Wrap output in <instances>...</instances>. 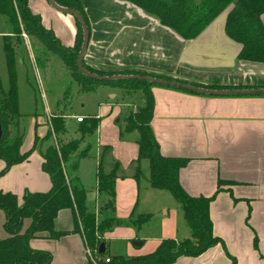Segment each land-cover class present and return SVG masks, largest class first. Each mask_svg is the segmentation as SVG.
Wrapping results in <instances>:
<instances>
[{"label": "crops", "instance_id": "obj_1", "mask_svg": "<svg viewBox=\"0 0 264 264\" xmlns=\"http://www.w3.org/2000/svg\"><path fill=\"white\" fill-rule=\"evenodd\" d=\"M80 3L88 23L83 63L91 68L141 69L194 84L222 87L214 90L264 89V62L238 58L241 45L225 33L227 11L219 14L197 37L186 40L126 1L80 0ZM28 6L63 46H74L76 18L57 11L48 0H28ZM0 17V48L6 70L5 43L13 53L25 48L32 59L35 53L42 52L44 46L38 40L24 32L15 35L7 18ZM261 20L264 25V12ZM7 78L4 86L5 79L0 76L4 91L9 85L8 71ZM129 92L140 97L136 110L143 105L144 94ZM150 93L153 100L150 127L160 152L188 159L178 172L179 184L188 195H214L209 216L213 235L222 241L198 256H180L173 264H264V93L210 95L164 86H152ZM44 107V115L34 113L29 117L26 135L19 124L21 152L31 149L37 136L36 147L25 160L0 175V191L15 194L19 203L25 192H47L51 187L50 177L42 169V153L57 143V138L50 141L43 137L50 128V117L57 111L55 105L52 109L44 103ZM118 114L119 110H115L108 120ZM69 117L78 123L76 117L83 116L65 114L66 132L60 135L63 139L59 143L80 136L70 131ZM98 126L101 125L98 123L97 131ZM114 132L110 136L99 129L92 154L89 137L93 133L84 136L78 151L87 146L89 149L78 161L74 173L85 190L86 206L95 213L96 222L112 216L120 221L102 234L105 257L151 254L164 239L189 238L191 231L179 203L172 209L166 207L162 192L169 191L154 188L149 182L148 160L138 159L139 134L132 135L131 131L124 132L130 134L124 136L119 130ZM105 147L108 148L104 150ZM102 152L103 171L110 172L116 167L113 209L107 208V196L97 190ZM4 165L0 158V170ZM141 190L145 192L142 198ZM159 208L163 213H158ZM145 215H149L145 222L134 223ZM4 222L5 215L0 211V239L8 236ZM28 223L29 220L24 221L23 229ZM75 226L74 211L61 209L54 220V230L66 234L53 239L42 233L29 240V247L50 252L51 264H88L89 258L93 260L92 254L81 229L74 230Z\"/></svg>", "mask_w": 264, "mask_h": 264}, {"label": "trees", "instance_id": "obj_2", "mask_svg": "<svg viewBox=\"0 0 264 264\" xmlns=\"http://www.w3.org/2000/svg\"><path fill=\"white\" fill-rule=\"evenodd\" d=\"M57 5L78 12L88 26L80 0H54ZM155 17L158 22L175 32L183 39L191 40L197 37L219 14L227 11L225 20L226 35L241 45L238 58L241 60L264 62V25L261 15L264 12V0H123ZM0 15L7 18L13 27V33L26 35L38 40L45 49L58 56L70 73L79 74L76 79L83 90L92 84L99 83L125 91H141L145 97V104L131 112L126 117L123 132L137 131L138 159L145 158L149 165V182L152 187L168 190L179 203L184 219L190 228L191 236L182 241L167 238L161 241L151 254L124 258L121 256H106L99 253V245L103 243L102 234L113 226L120 224L115 217H107L96 222L95 213L86 206V193L74 175L78 161L87 155L89 147L78 151L79 145L85 135L92 134L98 125L94 117L83 118L78 122L79 138L65 143L48 146L42 153V169L48 173L51 187L47 192H25L22 202H18L15 194L0 191V211L5 215L4 228L7 237L0 239V264H51L52 254L44 250H35L29 247V240L42 233L50 238H59L66 232L54 230V220L61 209L70 208L75 213V229L81 233L86 247L92 254L88 264H173L180 256L195 257L218 243L221 239L213 235L212 222L209 216V204L214 195L210 197L188 195L178 181V172L188 161L184 157H169L161 154L159 144L154 137L150 120L152 118L153 100L150 93L152 86H164L179 89L190 93H198L182 87L158 85L144 79L112 78L97 79L82 74L76 64L81 48L83 31L77 20V35L73 47L63 46L53 31L43 26L38 14L33 13L28 0H0ZM88 30V27H87ZM9 88L4 91L0 85V122L2 137L0 139V158L5 165L0 175L14 164L25 160L39 141L35 137L31 149L21 152L22 136L15 135L10 138L8 125L12 120H18L21 114L18 111L16 90V72L13 49L4 44ZM83 67L90 73L100 76H142L163 79L182 84H192L206 89H220L216 85H199L183 79L153 73L141 69H114L102 70L91 68L84 63ZM71 75V76H72ZM84 80L86 83L81 82ZM66 132L65 115L54 113L50 117V128L43 139ZM108 147H105L106 150ZM100 165L97 172V190L107 196L106 206L113 209L115 195V168L110 172L102 169ZM222 182L219 181V185ZM149 215L141 216L134 221L141 224ZM29 220L28 226L23 229V223ZM100 257L103 259H100ZM105 257V258H104ZM109 261L106 262L105 259ZM234 264V262H233Z\"/></svg>", "mask_w": 264, "mask_h": 264}, {"label": "rangeland", "instance_id": "obj_3", "mask_svg": "<svg viewBox=\"0 0 264 264\" xmlns=\"http://www.w3.org/2000/svg\"><path fill=\"white\" fill-rule=\"evenodd\" d=\"M67 15L70 16L71 14ZM71 17L74 16L72 15ZM51 55L45 47H43L42 52L34 54V59L29 58L25 48L20 52H14L18 111L22 117L20 122L19 119H14L8 125L7 129L10 138L21 134L19 124L23 127L24 135H26L29 130V117L34 113L44 115V103L52 109L55 105L54 109H56L57 113L64 115L72 114L74 116L80 115L84 118H99L98 123L101 126H98V131L102 129L107 135L111 136L115 133V130H119L121 135L129 136V133L123 132L126 124L125 118L128 112H134L136 105L140 102V97L137 93L135 94L134 92L125 91L120 88H112L109 85L99 83L92 84L88 89L83 90L80 83L76 80L79 79V74L74 73L72 75L58 56L53 55L52 57ZM47 60L48 63L45 65ZM0 76L2 79H5L4 86H7V70L1 48ZM81 82L86 83L84 80H81ZM8 88L9 85L6 91ZM111 94H115L116 97L111 98ZM143 99L144 105L145 97ZM121 103L123 105H120ZM115 110H119V114L113 117V119L108 120V117L112 116ZM116 118H119L120 121L116 122ZM67 121L71 124L70 131L79 133V124L75 122V118L69 117ZM16 130L18 132L15 133ZM98 131L96 129L93 135L89 137V142L91 143L90 154L95 151ZM132 133V135L138 134L137 131H133ZM56 138L57 140L63 139L60 135ZM56 138L52 136L49 140L55 141ZM162 193L166 207L172 209V207L178 205L169 192L164 191ZM140 194L142 198L145 192L141 190ZM160 212L163 213V209L159 208L158 213ZM94 264H98V262L96 261Z\"/></svg>", "mask_w": 264, "mask_h": 264}, {"label": "water", "instance_id": "obj_4", "mask_svg": "<svg viewBox=\"0 0 264 264\" xmlns=\"http://www.w3.org/2000/svg\"><path fill=\"white\" fill-rule=\"evenodd\" d=\"M49 3L51 4V6L56 9L57 11L61 12V13H67V14H71L73 15L76 19H78V21L80 22L81 26H82V31H83V39H82V44H81V48L79 50L78 53V57L76 60V64H77V68L78 70L91 78H97V79H112V78H137V79H144L146 81L158 84V85H169V86H175V87H182L188 90H193L195 92L198 93H206V94H210V95H228V94H237V93H241V94H248V93H254V92H259V93H264V89H259V90H214V89H206V88H201V87H197L195 85L192 84H182L179 82H172V81H167V80H163V79H157V78H152V77H142V76H111V77H105V76H100L97 74H93L88 72L87 70H85V68L83 67V55L85 52V49L87 47V43H88V30L86 27V24L83 20V18L81 17V15L76 12L75 10L69 9V8H64V7H60L59 5H57L55 3L54 0H48ZM2 127H1V122H0V139L2 137ZM105 251V245L104 243H101L99 245V253H104Z\"/></svg>", "mask_w": 264, "mask_h": 264}, {"label": "built area", "instance_id": "obj_5", "mask_svg": "<svg viewBox=\"0 0 264 264\" xmlns=\"http://www.w3.org/2000/svg\"><path fill=\"white\" fill-rule=\"evenodd\" d=\"M82 119H83V117H76V120H77L78 122L82 121ZM105 261H106V262H108V261H109V259H108V258H106V259H105Z\"/></svg>", "mask_w": 264, "mask_h": 264}]
</instances>
